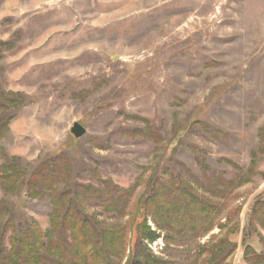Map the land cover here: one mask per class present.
Segmentation results:
<instances>
[{"label":"rangeland","instance_id":"rangeland-1","mask_svg":"<svg viewBox=\"0 0 264 264\" xmlns=\"http://www.w3.org/2000/svg\"><path fill=\"white\" fill-rule=\"evenodd\" d=\"M0 56V99L21 102L0 141V168L18 158L30 176L66 155L73 186L135 188L130 213L161 164L188 180L200 175L199 159L228 179L234 166L253 169L221 202L222 223L232 214L240 227L229 264H246L245 215L264 194V0H0ZM75 123L87 130L81 139L70 133ZM2 202L50 229V195L0 189ZM86 212L109 229L127 221L97 203ZM249 245L264 254V232ZM148 247L177 264L196 253V243L165 251L163 238Z\"/></svg>","mask_w":264,"mask_h":264},{"label":"trees","instance_id":"trees-1","mask_svg":"<svg viewBox=\"0 0 264 264\" xmlns=\"http://www.w3.org/2000/svg\"><path fill=\"white\" fill-rule=\"evenodd\" d=\"M20 104L16 96L4 102L0 99V141L15 118L13 109ZM128 134L136 137L135 132ZM148 135L157 138L152 128ZM199 161L200 175L190 180L176 174L172 164L153 169L130 213L135 188L125 190L100 179L99 187L73 186L72 164L66 155L41 163L30 176L21 161L12 158L0 168V189L8 195L24 192L32 200L50 195L53 213L50 229L44 233L38 223L21 221L7 204L0 203V264H177L149 249L148 244L161 238L165 251L196 243L194 260L188 264H229L238 249L231 237L240 233V227L232 224V214L222 223L225 209L221 202L250 183L255 171L243 172L234 166L237 174L228 179L227 173H217L204 159ZM88 203H97L104 212L127 221L118 229H109L87 214ZM215 229L220 234L201 245ZM260 231L264 232V194L253 199L245 215L242 245L246 264H264V254L249 245Z\"/></svg>","mask_w":264,"mask_h":264},{"label":"water","instance_id":"water-1","mask_svg":"<svg viewBox=\"0 0 264 264\" xmlns=\"http://www.w3.org/2000/svg\"><path fill=\"white\" fill-rule=\"evenodd\" d=\"M70 133L74 136L75 139H81L86 136L87 130L79 123H75Z\"/></svg>","mask_w":264,"mask_h":264}]
</instances>
